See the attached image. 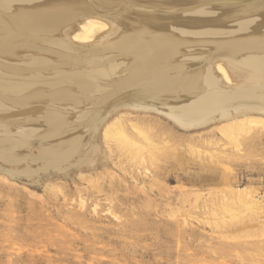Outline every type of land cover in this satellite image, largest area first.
Listing matches in <instances>:
<instances>
[{"label":"bare ground","instance_id":"bare-ground-1","mask_svg":"<svg viewBox=\"0 0 264 264\" xmlns=\"http://www.w3.org/2000/svg\"><path fill=\"white\" fill-rule=\"evenodd\" d=\"M150 114L235 147L264 126V0H0L1 171L91 166L100 131L131 161L153 159L168 140ZM236 192L230 218L261 211Z\"/></svg>","mask_w":264,"mask_h":264},{"label":"rangeland","instance_id":"rangeland-1","mask_svg":"<svg viewBox=\"0 0 264 264\" xmlns=\"http://www.w3.org/2000/svg\"><path fill=\"white\" fill-rule=\"evenodd\" d=\"M147 117L168 140L153 159L131 161L100 131L104 157L91 166L31 177L0 169V264H264V126L235 147L215 128ZM243 190L263 207L232 219L222 204Z\"/></svg>","mask_w":264,"mask_h":264}]
</instances>
